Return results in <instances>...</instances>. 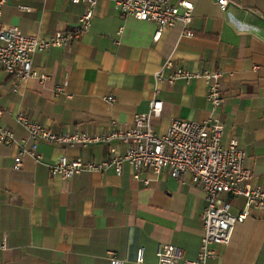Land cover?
Returning a JSON list of instances; mask_svg holds the SVG:
<instances>
[{
  "label": "crops",
  "instance_id": "obj_1",
  "mask_svg": "<svg viewBox=\"0 0 264 264\" xmlns=\"http://www.w3.org/2000/svg\"><path fill=\"white\" fill-rule=\"evenodd\" d=\"M188 1L194 5L192 36L186 37L177 23L154 40V22L124 16L111 1L98 0L79 40L33 55L32 68L48 73L49 80L29 77L14 93L11 78L0 70V105L5 110L0 125L24 138L15 121L22 112L55 133L98 134L111 119L128 127L136 114L148 111L155 96L163 106L150 123L160 135L174 119L213 117L203 78L169 85L155 79L160 67L168 60L172 64L164 68V76L178 67L194 73L221 71L223 103L216 114L223 124L221 144L236 138L246 152L248 184L264 191V0H228L224 11L216 0ZM84 11V4L69 0H7L1 21L49 38L75 26ZM62 80L65 87L57 94L55 85ZM37 151L38 161L24 156L22 166L14 168L16 150L0 144V264H109L113 256L138 264V247L144 248L145 262L154 264L160 243L196 257L206 201L189 174L177 179L166 169L157 177L141 171L135 179L125 163L120 174L110 169L62 179L48 169L59 155L101 160L107 144L41 142ZM146 178L152 179L147 185ZM227 200L233 214L243 208L242 197ZM212 247L218 256L207 264H264V209L250 210L235 225L228 244Z\"/></svg>",
  "mask_w": 264,
  "mask_h": 264
},
{
  "label": "built area",
  "instance_id": "obj_2",
  "mask_svg": "<svg viewBox=\"0 0 264 264\" xmlns=\"http://www.w3.org/2000/svg\"><path fill=\"white\" fill-rule=\"evenodd\" d=\"M69 1L85 5V11L79 16L76 25L71 29L57 31L49 38H40L24 33L19 26L2 22L7 0H0V70L11 78L12 92L17 93L20 83L29 77L37 78L41 83L49 80L48 73L32 68V57L36 52H46L51 47L65 46L70 41L79 40L89 29L98 0ZM108 1L124 16L154 22L158 26L154 40L159 38L163 28L174 27L177 23H181L186 37L192 36L190 24L194 5L188 0H178L176 3H171L170 0ZM216 3L224 11L228 0H216ZM18 8L28 10L26 6ZM171 66V62L166 61L155 73V79L172 85L178 79L190 81L203 78L207 84L206 101L211 108L212 118L201 121L174 119L165 133L155 134L150 117L160 115L163 102L154 96L149 101L148 111L136 114L128 127H122L115 119H111L107 130L90 135L84 131L55 133L18 112L15 121L25 131V137L17 138L11 129L0 125V144L16 150L14 168L22 166L24 156L38 161L40 154L37 147L41 142L82 147L91 143L107 144V156L101 160L69 159L64 154L59 155L49 164L48 169L51 175L62 179L82 172L105 173L110 169L120 174L125 163L131 167L135 179H139L141 171L150 172L157 177L166 169L171 177L177 179L189 174L191 184L203 191L206 201L201 212L203 233L198 253L191 259L186 257L180 247L160 243L156 249L157 261L154 264H207L208 260L218 256L212 245L228 244L235 225L243 222L250 210L264 209V191L248 184L251 173L245 166L246 152L239 146L236 138H231L225 145L221 144L223 124L216 115L223 103L220 91L221 71L194 73L178 67L164 76V68ZM65 84L64 80L57 83L55 93H61ZM107 100L112 102L114 98L108 96ZM4 112L0 105V117ZM151 180L146 178L143 183L147 185ZM228 196L244 199L243 208L237 214L230 211ZM0 247H4V244L0 243ZM135 262L150 264L144 260L143 247L136 249ZM109 264H124V260L113 256L109 259Z\"/></svg>",
  "mask_w": 264,
  "mask_h": 264
}]
</instances>
